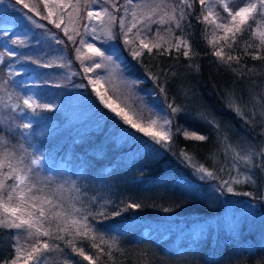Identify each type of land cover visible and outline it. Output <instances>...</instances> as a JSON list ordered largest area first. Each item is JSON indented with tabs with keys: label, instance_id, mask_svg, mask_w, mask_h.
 Segmentation results:
<instances>
[{
	"label": "trees",
	"instance_id": "16d2710c",
	"mask_svg": "<svg viewBox=\"0 0 264 264\" xmlns=\"http://www.w3.org/2000/svg\"><path fill=\"white\" fill-rule=\"evenodd\" d=\"M5 1L8 4L0 9V18H12L23 28L22 17L28 16L27 9L15 0ZM241 1L244 0H230L228 5L236 10ZM166 3L174 5L179 0H166ZM208 3L224 13L219 2L208 0ZM8 7L14 9L8 10ZM202 13L207 14V4L202 9L198 2H193L192 13L181 22V28L174 24L160 27V33H168L173 43L177 36L188 41L192 51L197 53L190 58L182 55V49L180 54L173 50L163 56L156 55L155 50L152 56L145 52L137 59L132 57L130 46L119 38L113 40L120 46L124 72L145 92L147 99L165 104L168 114V102L175 101L182 108L173 118L172 131L175 133L179 126L209 137L206 141H195L177 134L170 146L157 144L155 148L145 145V141L152 143L149 137L124 124L99 101L87 82L93 74H83L88 58L81 55L77 58L75 46L64 33L46 20L43 23L46 28H36L39 32L56 34L67 45L66 48L60 46L66 52L67 62L71 61L72 73L64 88L69 103L64 99L59 107L37 109L39 115L30 119V129L19 127L27 123L28 112L13 110L12 103L8 109L10 117L0 121V143H7L20 153L26 149L29 154L42 155L39 178L52 177L58 178V183H74L80 189L79 198L92 212H122L108 219L89 217L97 234L116 242L111 257L101 255L97 264H264V239L248 230L244 217L240 218L242 224L237 232L225 230L222 225L215 227L211 222L225 210L240 206L253 209L260 220L264 219V170L236 160L233 152L240 151L243 155L253 154V150L256 164L262 162L264 59L253 60L245 55V45L253 40L248 39L244 31L245 42L236 40L233 50L224 51L238 56L239 63L233 60L231 67L219 63L212 55L208 23L197 20ZM157 27L153 25V31ZM169 27L170 32L166 31ZM153 76L164 83L167 98ZM4 79L15 86L14 101L24 97L22 84L14 75H9L5 63L0 66L2 83ZM70 83L77 86L72 87ZM55 92L52 88L46 92L43 96L46 104H51L49 99L58 97ZM230 105H238L242 115ZM204 117L213 120L219 129ZM181 149L192 157L191 164L180 155ZM200 165L213 171L216 178L201 179L202 174L196 171ZM236 169L251 172L255 182L232 184L234 191L229 193L222 181L233 177ZM50 171H55L57 178ZM248 192L252 195L245 194ZM64 195L77 194L65 192ZM131 203L141 207L127 208ZM17 231L0 226V262L15 256L12 245L13 233ZM48 242L59 244L60 248L45 253L47 264H64L65 260H71L72 264H89L63 241ZM21 243L32 241L22 240ZM74 243L96 258L97 250L91 247L90 238H77ZM104 247L107 252L108 246Z\"/></svg>",
	"mask_w": 264,
	"mask_h": 264
},
{
	"label": "snow or ice",
	"instance_id": "6c2138e0",
	"mask_svg": "<svg viewBox=\"0 0 264 264\" xmlns=\"http://www.w3.org/2000/svg\"><path fill=\"white\" fill-rule=\"evenodd\" d=\"M85 5V22L83 23L82 31L80 28H74L73 34L69 35V26L65 24V15H67L69 24H76L80 20L81 0H40L43 8L47 10L46 15H41L37 7L26 3L25 0H15L16 4L22 5L29 13H35V16H40L43 20H48L57 29H61L68 41L75 46L77 58L83 50H87L90 54L88 59L91 63L83 67V74L94 72L96 69L106 67L102 61L112 63L116 68L119 65L113 59L117 60L120 56V49L112 46L108 51L111 54H106L103 50V45L107 44L109 40L121 39L125 45L130 46L132 57L139 59L147 52L152 56L155 50L156 55H170L173 50L177 54L181 53L186 58L197 55L192 51L191 45L183 36L175 37V43L171 40L165 41L160 35V27L165 25H172L176 28H181V22L186 19V16L191 15L193 2H198L203 9L207 4V14H201L197 17L198 21L206 22L214 26V30H223L224 35L215 37L209 40L212 45V55L217 58L221 64H226L231 67L233 60L239 63V57L232 54H226L224 47H217L219 40L224 41V45L231 47L235 43L238 34L245 31V26L248 28V33L253 43L246 44L244 47L245 55L251 56L253 60L264 59V26L257 22V18H264V0H246V3L236 10L229 7L224 0H217L223 6V11L227 13L226 17H220L215 14L212 9V4L208 0H179L178 4L169 5L166 0H83ZM92 5L94 7H89ZM72 9V11H68ZM169 9H171L169 11ZM73 12L76 16L73 17ZM56 16L57 19H52ZM32 23L39 28H46L44 24L36 22L32 15L27 17ZM252 24H249V21ZM221 21V22H218ZM64 25L61 28V25ZM256 25L254 30L252 25ZM153 25L158 27L153 31ZM118 27V32L114 28ZM135 30V31H134ZM166 31H171V27ZM4 35H9L7 31ZM174 35V33H173ZM79 37V40L76 38ZM51 39L55 44L62 45L65 48L67 45L65 41L60 39L56 34H52ZM97 41L101 46H97ZM258 42V43H257ZM11 43L24 44L25 41L20 39H12ZM167 44V47H165ZM4 55L15 58L18 53L15 51H8L6 49L4 54H0V64H4ZM40 67L50 68L54 66L67 67L70 66L71 61L67 64H55L52 59L41 60L33 59L31 56L23 57ZM59 60H64L62 55L56 57ZM10 67V66H9ZM234 70V69H233ZM9 75H12L9 71ZM153 80L158 81V77L153 76ZM104 77L97 74L96 78L88 77L89 83L93 90L99 96V99L110 109L116 116L120 117L124 124L130 126L131 129L137 130L149 137L152 143L145 141V145L149 148H155L159 144L162 147L170 146L174 135L182 134L183 137L195 141H206L209 139L207 135L198 134L195 131H187L180 129L177 126V131H172L173 118L182 111V108L176 105L175 101L168 102L167 108L170 109V114H165L159 117V131H154L153 128L158 124L157 119H152L148 122L147 127L143 126L138 120L133 119L125 108L116 105L111 97L105 98V93L100 91L101 81ZM7 81H5V84ZM47 83V82H45ZM61 86L59 84L55 85ZM83 86V85H82ZM160 92L167 98L166 88L163 82L157 83ZM36 112V109H52L51 104L37 103L31 96L24 98H17V103L11 107L13 110L23 111L24 107ZM238 115H242L238 105H230ZM130 108L131 105H128ZM210 125L219 129V125L215 124L213 120H208L204 117ZM142 119V117H141ZM247 122V121H246ZM24 129H30L31 123H23L19 125ZM23 147V146H21ZM228 147H231L229 145ZM234 157L238 161L245 162L251 168L259 167L264 170V148L260 150L261 163L256 164L253 154L248 152L241 154L240 151H235ZM180 155L192 163V157L184 150H180ZM44 157L42 155H32L24 149L23 153L7 143H0V226L7 229H16L13 233V249L15 256L11 260H5L0 264H47V257L45 253L50 252L53 248L59 249V244H49V240H60L71 248L73 253L83 257L89 264H97V260L101 255H112V246L115 245V240L108 241L103 235L97 234V230L89 222V217L92 219L120 216L122 212L116 210L114 212L105 213L92 212L89 207H85L83 201L78 194L80 189L77 185L71 182L58 183L52 177L44 179L39 178V173L42 168ZM200 172L201 179L205 176L215 177L213 171L208 170L203 165L196 168ZM239 171V169H236ZM11 181V183H9ZM254 183L251 172L243 175V180L231 177L229 180H224L222 183L226 186L227 192L234 191L232 184L238 183ZM68 184L69 187H65ZM75 193L77 195H69L65 197L64 193ZM251 196L252 193H245ZM77 204H80L77 207ZM141 205L131 203L127 208H140ZM169 209H165L168 211ZM90 238L92 240L91 247L97 251L95 259L93 255H89L84 251L83 247H77L74 241L77 238ZM48 238V239H41ZM31 239L32 243H21L22 240ZM104 245L108 246V251L105 252ZM118 249V246H116ZM64 264H72L71 260H65Z\"/></svg>",
	"mask_w": 264,
	"mask_h": 264
},
{
	"label": "rangeland",
	"instance_id": "374dc122",
	"mask_svg": "<svg viewBox=\"0 0 264 264\" xmlns=\"http://www.w3.org/2000/svg\"><path fill=\"white\" fill-rule=\"evenodd\" d=\"M120 1L121 3L123 2V0ZM229 1L230 0H224V3L228 4ZM8 2L11 1L8 0ZM25 2L29 3L30 5H33L34 7H37L41 12V15L47 14V10L43 8L42 4L40 3V0H25ZM213 2L217 3V0H213ZM245 3L246 0L241 1L240 4L238 5V8L243 6ZM6 4L8 3L5 0H0V9L6 8L7 7ZM89 7H94V6L89 5ZM217 7L218 6L212 4L214 17H210V19H214L215 14H218L220 17L227 16V13L225 11L223 14H221ZM13 9L14 8L10 9V7H8V10H13ZM170 10L171 9H169V11ZM68 11H72V9H68ZM85 11L86 9L84 2L83 0H81L80 20L78 23L69 24L67 15H65V24L69 26V32L73 33L74 28L77 27L80 28V30L82 31L83 23L85 22L84 20ZM27 13L28 16L32 15V13H29L28 10ZM28 16L26 17L24 16V18L22 17L24 21L23 28L19 26L17 22L16 23L13 22L12 18H5V16L0 18V54H4L6 49L8 51H15L18 53V55L15 58L4 55V61H5L4 63L7 65L8 73L9 71H11L12 75H14V77L19 79L20 84H22L20 87L24 92V97L31 96L37 103L46 104L43 96L46 94V92H50L52 88L54 92L57 91L58 95L56 94V92L55 95H57L58 97L61 96V99L60 97L59 98L56 97L55 99H49L50 101L52 100L51 105H53V107H59V102L64 99H66V101H68L69 103V100L66 98L67 96L65 95V89H64L67 88L66 83L70 80V75L72 73L70 71L69 66L67 67L54 66L50 68H44L23 58L25 56H31L33 59H41L42 61L52 59L54 63L57 65L61 63L67 64L65 50L60 45L55 44L54 40L51 39L52 34L36 31L37 28L36 24L32 23V21H30L27 18ZM75 16L76 14L75 12H73V17L75 18ZM37 17H39V19L34 17L37 23L40 22H42V24L45 23V21L41 19L40 16ZM52 19H57V17L54 16L52 17ZM257 22L260 25L264 26V18L258 17ZM249 24H252L251 20L249 21ZM255 26L256 25L254 24L252 25L253 30ZM63 27L64 25L62 24L61 28ZM207 30H208L207 31L208 40L213 39L214 35L215 37H220L224 35L223 30H214V26L210 24L207 25ZM5 31H7L9 35H4ZM114 31L118 32V27L116 29L114 28ZM245 32H247L246 34L249 35L247 26H245ZM160 35L164 38L165 41L171 40V37L168 33L163 34L162 32L160 33ZM243 37H244L243 33L238 34L236 40L244 43L245 38ZM12 39H20L25 41V43L22 45L21 44L14 45L11 43ZM248 39H251L250 36L248 37ZM96 43L97 46H101L99 41H97ZM234 44L235 43H232L231 47H227L224 45L223 40H219L217 47L223 46L224 51L233 50ZM112 46H116L120 49V46H118V44H116L115 41L109 40L107 44L103 45V50L106 51V54H111L110 51L108 50ZM58 55H62L64 57V60L61 61L57 59L56 57ZM80 55L82 57L88 58L90 54L85 49L80 53ZM113 59L116 61V64L119 65V68H116L112 63L108 61H102V64L106 65V67H102L101 69H96L94 72H92L93 74L92 78H96L97 74L104 77V79L101 81V85L99 86L100 91L105 93V98L106 96L108 98L111 97V100L116 105H118L121 108H125V110L128 111L129 115L136 117L137 120L140 123H142V125L145 127H147L148 122L150 120L157 119L158 124L153 128V130L159 131L160 130L159 122H161L159 121V117L168 114L165 108L166 107L165 104H161L157 100L154 102L146 98L145 92L139 89L137 83L134 82L131 79V77H129L124 72L123 67L121 65L123 60V55H121V53L118 60L115 57H113ZM90 63L91 61L88 59L87 65H89ZM1 79L3 80V78ZM5 81L2 83V81L0 80V121L2 120L7 121L8 117H10V115L8 114V109L10 108L12 103L14 104L17 103V100L14 101L15 92H16L15 86L10 81L9 82L7 81V83L5 84ZM88 81L89 80H87V82ZM57 84L61 86L59 87L55 86ZM70 85H72V87L77 86L76 84L73 83H70ZM89 85L92 87L90 83ZM93 92L99 99V96L96 94V92L94 90ZM189 99L197 100V98H191V97ZM99 101L102 102L100 99ZM128 105H131V107L129 108ZM37 109L36 112H33L31 109H28L26 106L24 107V110L22 112H28L26 114L27 123H30V119L33 117V115H36L38 113ZM38 115L39 114H37V116ZM251 152L254 154L253 150H251ZM239 171L234 172L232 176L236 177L237 179L243 180V175L245 174V172L240 169ZM50 173L54 175L56 174V178H57V173H55V171H50ZM205 179L208 178L206 177ZM56 181H58V178ZM253 212H254L253 209L251 208L245 209L242 208V206L235 209L230 208L225 210L221 214V216L214 217V219L211 222L215 225V227H217L218 225H222L225 230L232 229L235 232H237L240 223L242 224L241 222L242 220H240V218L244 217L246 219V224L248 225V230L258 234L257 238L264 239V219L260 220V218L256 216V214H254ZM218 219L220 220L219 222L216 221Z\"/></svg>",
	"mask_w": 264,
	"mask_h": 264
}]
</instances>
